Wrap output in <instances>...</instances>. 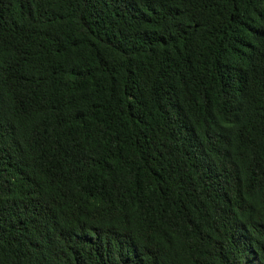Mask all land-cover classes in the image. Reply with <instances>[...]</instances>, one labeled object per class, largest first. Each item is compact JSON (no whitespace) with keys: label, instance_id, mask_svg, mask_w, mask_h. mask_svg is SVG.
Masks as SVG:
<instances>
[{"label":"trees","instance_id":"1","mask_svg":"<svg viewBox=\"0 0 264 264\" xmlns=\"http://www.w3.org/2000/svg\"><path fill=\"white\" fill-rule=\"evenodd\" d=\"M0 264H264V0H0Z\"/></svg>","mask_w":264,"mask_h":264}]
</instances>
